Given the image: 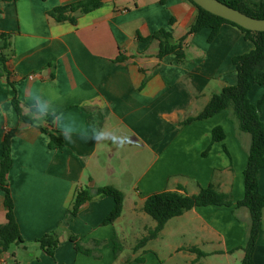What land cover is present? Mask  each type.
Instances as JSON below:
<instances>
[{"label": "crops", "instance_id": "obj_1", "mask_svg": "<svg viewBox=\"0 0 264 264\" xmlns=\"http://www.w3.org/2000/svg\"><path fill=\"white\" fill-rule=\"evenodd\" d=\"M78 1L0 0V32L12 35L8 72L0 68V155L5 133L17 127L8 181L26 244L0 249V264H242L251 219L246 207L234 204L244 196L250 135L240 130L231 109L182 122L201 113L214 93L237 83L232 59L253 50V42L223 24L211 42L208 28L190 35L181 62L176 53L160 59L158 42L139 37L160 29L175 40L183 37L196 17L187 0H103L98 9L76 11L75 24L49 17L52 9ZM33 89L55 117L51 125L40 121L47 133L20 123L12 104L16 97L28 114L25 96ZM263 95L264 85L256 84L249 99L257 103ZM260 116L264 121V104ZM58 126L69 129L65 135L72 142ZM215 127L224 132L222 142L212 139ZM97 130L108 138L91 139ZM50 134L63 146L51 148ZM258 182L264 194V169ZM106 185L124 194L122 215L113 224L102 225L114 207L109 196L95 197L72 215L76 191ZM210 185L234 204L190 209L133 250L156 226L143 211L148 196L180 189L193 195ZM5 223L0 189V227ZM51 232L62 238L53 257L35 243ZM72 234L93 246L94 255L77 253L68 239ZM114 237L125 244L118 254ZM190 247L206 255L198 258ZM253 261L264 264V219Z\"/></svg>", "mask_w": 264, "mask_h": 264}, {"label": "trees", "instance_id": "obj_2", "mask_svg": "<svg viewBox=\"0 0 264 264\" xmlns=\"http://www.w3.org/2000/svg\"><path fill=\"white\" fill-rule=\"evenodd\" d=\"M196 8V17L192 25L188 28L187 33L175 40L171 31L160 29L147 38L139 37L142 41L154 40L158 42V58L176 53V61L184 60L185 54L183 47L187 38L202 29L211 30L208 40L211 42L220 27L223 24H231L239 28L245 35V38L251 40L254 49L250 52L233 57L232 62L237 73L238 81L235 85H229L214 93L205 108L196 117H189L182 122V125L190 123L194 120L207 119L226 109H231L236 120L239 123L241 131L248 133L251 138L248 161L244 170V196L241 200L233 203L229 194L220 192L216 187L210 185L201 188L197 194L189 195L186 192L178 191H162L153 193L147 197L143 211L156 222V226L147 230V235L143 236L133 247L134 251H138L146 246V244L160 235L165 224L171 218L180 216L186 211L200 206L208 205H225L235 207H246L250 212V231L246 241V245L242 248L244 257L242 264H254L253 253L256 246L257 237L262 230L264 219V194L260 192L258 174L264 169V121L261 119L260 112L264 104V95L257 102L253 103L249 99V92L254 85H264V32H253L243 27L214 15L203 8L199 7L192 0H187ZM220 2L237 9L251 17L264 19V0H219ZM103 0H82L72 4L59 6L48 12L50 18L54 21L76 23L74 13L76 11L90 12L100 8ZM172 21V20H170ZM10 33L0 32V68L5 73L7 62L12 57ZM122 60L123 58H119ZM12 104L18 115L20 123H28V114L23 112V108L16 97L12 99ZM54 116L46 115L44 122L51 125ZM38 129L47 133L44 125L37 126ZM17 127L8 130L2 141V151L0 155V189L4 192V205L6 207V223L0 227V249L7 251L12 244L26 245L20 233V228L15 216L14 201L9 188L8 174L12 166L11 141L17 131ZM212 139L214 142H222L224 140V132L221 127H215L212 130ZM64 144L63 140L50 134V147L60 148ZM112 197L114 199V207L105 217L102 225L113 224L123 212L124 194L119 189L106 185L95 188L94 192L91 188H85L75 192L71 213L76 216L82 206L91 201L95 197ZM58 234L51 232L37 239L35 243L45 250V252L54 256L55 249L59 244ZM77 253L86 256H93L94 252L91 248H87L83 243V239L76 235L69 236ZM102 242H97L101 245ZM114 253L118 254L122 250L121 244L118 243L117 237L113 239ZM28 249V247H24ZM189 251L197 254L198 258L206 254L196 247L188 248ZM136 262H142L141 258H137ZM10 264H19L12 261Z\"/></svg>", "mask_w": 264, "mask_h": 264}, {"label": "water", "instance_id": "obj_3", "mask_svg": "<svg viewBox=\"0 0 264 264\" xmlns=\"http://www.w3.org/2000/svg\"><path fill=\"white\" fill-rule=\"evenodd\" d=\"M204 10L253 32H264V19L251 17L219 0H192ZM24 125H27L24 123ZM62 241V238L61 240Z\"/></svg>", "mask_w": 264, "mask_h": 264}, {"label": "clouds", "instance_id": "obj_4", "mask_svg": "<svg viewBox=\"0 0 264 264\" xmlns=\"http://www.w3.org/2000/svg\"><path fill=\"white\" fill-rule=\"evenodd\" d=\"M25 98L29 102V115H28V120L30 121V126H39L40 121L44 120L46 118V115L49 112V106L47 103H45L35 92V89L30 90L26 93ZM39 115L40 119L37 120L36 116ZM55 122V121H54ZM59 127V126H58ZM61 132L66 140L69 142H72V139H70L69 136L65 135L69 129L67 128H61ZM91 139L95 140H101L104 138H108L107 135H105L104 132L97 130L91 137ZM122 138V137H121ZM114 143L116 142L115 140L113 141Z\"/></svg>", "mask_w": 264, "mask_h": 264}, {"label": "rangeland", "instance_id": "obj_5", "mask_svg": "<svg viewBox=\"0 0 264 264\" xmlns=\"http://www.w3.org/2000/svg\"><path fill=\"white\" fill-rule=\"evenodd\" d=\"M150 218H151V217H150ZM68 239H69V238H68ZM58 240L60 241V240H61V237H59ZM69 240H70V239H69ZM117 241H118L119 244H121L122 249H123V247H124V245H125L124 242H122L121 239H118V238H117ZM125 241H126V243H127V240H125ZM128 241L132 242V239H131V240H128ZM82 244H84V241H83ZM101 246H102V244H101ZM90 248H93V246H90ZM121 251H122V250H121Z\"/></svg>", "mask_w": 264, "mask_h": 264}, {"label": "built area", "instance_id": "obj_6", "mask_svg": "<svg viewBox=\"0 0 264 264\" xmlns=\"http://www.w3.org/2000/svg\"><path fill=\"white\" fill-rule=\"evenodd\" d=\"M30 78H32V76H30Z\"/></svg>", "mask_w": 264, "mask_h": 264}]
</instances>
